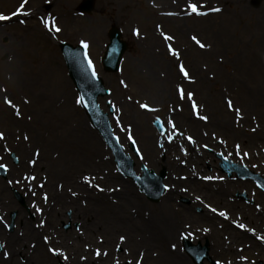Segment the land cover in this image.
I'll list each match as a JSON object with an SVG mask.
<instances>
[{"label": "rangeland", "instance_id": "1", "mask_svg": "<svg viewBox=\"0 0 264 264\" xmlns=\"http://www.w3.org/2000/svg\"><path fill=\"white\" fill-rule=\"evenodd\" d=\"M80 1L74 0L65 6L61 4L60 9L69 7V16H75V20L84 26L81 35L58 32H52L55 36L40 35L35 41V52L27 59L31 69L37 71L40 62L46 63L45 59L49 58L46 65L60 68L63 79L69 84L70 95L61 101L52 89L50 94L55 99L48 102L49 109L44 112H38V104L28 97L7 99L12 101L11 105L7 100L0 101V107L11 108L8 115L16 119V123L8 120L5 124L0 123V133H3L0 165L8 168L7 176H0V190L5 194L0 193V197L9 199L13 195V186L22 194L28 190L25 185L29 184L33 191L28 193L32 198L27 197V204L33 200L42 207L46 221L43 234L48 240L42 243L40 239L37 242L29 239L17 244L12 238L23 233L20 224L13 225L11 230L2 226L0 264H157L160 255L163 258L176 256L185 259L184 263L192 264L179 241L173 249L168 248L167 243L161 244L163 253L160 248L150 247L139 240L133 243V247L128 246V232L132 227L129 228L126 220L123 228L115 229L110 225L108 236L99 231V227L89 226L87 219L92 221L97 216L103 227L109 226V219L100 208L103 204L111 206L110 213L118 221L123 220L117 218L120 209L128 218L131 215L137 226L141 220L146 222L148 214L162 217L163 213L173 222L175 213L181 211L178 216L182 227L178 231L193 242L202 243L207 236L203 229L215 221L217 236L229 249L224 257L210 252L213 259L219 264H264V215L257 217L256 214L263 213L255 208L257 204L264 210V194L251 181L222 174L217 162H208L206 158L214 151L223 152L231 158L241 159L239 163L264 176V0H168L167 3L165 0H95L94 9L89 14L77 11ZM21 2L0 0V15L10 19ZM189 3H196L199 11L205 14L192 13ZM41 5L30 0V4L25 3L23 7L36 11L42 8ZM145 5L152 7L156 15L148 16L144 21ZM217 8L220 11H213ZM45 10L40 11L41 15H45ZM11 25L0 20V45L4 49L0 61L4 63L15 48L12 43L19 40L11 33ZM112 25L120 29L128 48L119 71L109 73L103 69L100 59L107 43V29ZM93 26L97 30L96 38H92L89 32ZM165 35L173 39L166 40ZM193 36L205 47H200ZM63 41L72 45L82 44V41L87 43L86 53L94 71L109 90L106 96L99 98V104L104 111L108 106L113 107V132L125 150L128 141L132 140L141 152L140 159L135 162L137 173H140L141 165L155 172L163 166L166 168V192H178L171 199V206L161 209L158 203L147 201L130 179L118 173L110 151L77 102L76 89L59 52V42ZM169 46L175 50V55ZM181 64L189 73L188 77L180 71ZM162 66H166L172 76L168 78V84L164 78L167 72ZM149 74L156 81H147L145 78ZM188 93L192 96L189 97ZM229 101L232 107H229ZM142 104L149 107L143 108ZM155 117L162 121L163 135L152 126L151 120ZM212 122H215L214 126H211ZM77 131H80L82 142ZM167 143V147H174L173 153L164 150ZM183 143L190 146H183ZM178 144L182 145L179 147ZM188 147L195 151L203 148L200 150L201 162H180V149ZM11 153L18 158V165L11 163ZM65 162H69L68 166ZM240 191H245L254 205L237 197ZM53 196L59 199L52 200ZM67 197L77 202L72 206L74 208H68L74 221L66 232L67 221L62 216L61 222L57 216ZM53 202L57 204L53 205ZM91 203H94L92 207ZM113 203L121 206L116 207ZM179 204L176 212L174 209ZM236 205H242L244 213L234 208ZM188 206L191 207L186 209ZM95 207H99L96 214L90 209ZM75 209H81L83 215L78 216ZM203 211L206 213L202 215ZM222 211L225 215L220 214ZM4 212L5 209L1 210L0 216L10 224ZM50 212L56 218L52 219ZM213 214L220 217L210 221L206 216ZM85 215H89L87 219L83 217ZM50 220L54 224L55 220L61 222V226L58 223L54 229ZM231 221L241 222L244 231L235 230ZM84 226L89 227V237L77 239V244L70 237L74 233L85 235ZM232 235L239 237L235 244L231 243ZM121 236L126 240H118ZM24 245L27 246L25 251ZM237 246H243L242 250H237ZM50 249H59V255ZM26 252L29 253L28 260L22 258ZM63 255L67 258H62ZM12 256V260L6 262Z\"/></svg>", "mask_w": 264, "mask_h": 264}, {"label": "bare ground", "instance_id": "2", "mask_svg": "<svg viewBox=\"0 0 264 264\" xmlns=\"http://www.w3.org/2000/svg\"><path fill=\"white\" fill-rule=\"evenodd\" d=\"M37 3H42V8L39 7L40 10L33 11L31 7L22 9L21 13L16 14L14 18H10L7 23H11L12 25V31L11 33L14 34L19 38L18 41L15 43H12L13 46H15L14 49L10 51L9 59L4 62L0 61V101L5 102V100L14 98V97H22V98H29L34 101V103L38 104V112L39 111H47L49 109V101H53L55 99L52 94V89L58 93V100H65L70 94H69V84L66 83V80L63 79L60 68H57V65H46V63L49 61V58L45 59L46 63H42L37 68V71H34L31 69V66L28 64L27 59L28 57L32 56V54L35 52V41L40 35H47L53 33H57L55 30L56 27L60 29L58 33H63L69 36H73V34L78 33V35H81V32L84 30V26H81L79 24L78 20H75V16H69V7H67L66 10L63 9V7L60 9L61 4H69L71 5V2L74 0H35ZM118 1V0H116ZM168 0H165L167 3ZM30 4V0H22L20 6L23 4ZM35 3V2H34ZM19 6V8H20ZM147 6V5H145ZM46 8L45 15H41L40 11L42 9L44 10ZM144 21L149 17H152L155 14V10L152 7L147 6L146 9H144ZM27 19H30L31 21H27ZM140 21H142V18H139ZM27 21V22H26ZM45 21L48 22V26L45 25ZM143 22V21H142ZM51 31V32H50ZM53 32V33H52ZM91 37L96 38L97 36V30L96 27L93 26L90 31ZM4 52L3 46L0 45V54ZM151 57V56H150ZM151 59V58H150ZM165 68L167 74H165V81L167 84L169 83L168 78L171 79L172 76L169 73L166 66H162ZM250 67V66H249ZM139 75V74H138ZM168 75V77H167ZM189 75V73H188ZM136 76V75H134ZM154 76L149 74L147 78H145L147 81H156ZM167 77V78H166ZM198 81H201L200 79ZM65 82V83H64ZM166 86V84H163ZM6 106V105H5ZM27 107V106H24ZM213 110H215V106H213ZM8 107H0V123L5 124V121L8 120L9 123H16V119H14L10 114L12 110ZM10 110V111H9ZM215 122L211 123V126H214ZM79 132L77 131V136L79 137ZM81 132L84 133V130ZM80 138V137H79ZM88 138V137H87ZM81 141V138H80ZM82 142V141H81ZM86 148H88V145H85ZM81 149V147H80ZM83 150V147L81 151ZM84 151V150H83ZM82 151V152H83ZM60 163V162H59ZM67 163V166L69 162ZM200 185V184H199ZM196 184V186H199ZM206 189V187L204 188ZM209 193V190H206ZM88 192V191H87ZM86 192V193H87ZM171 194H177V190L171 191L170 193L166 194L160 201L159 206L161 209H165L168 206H171ZM66 195V193H65ZM67 196V195H66ZM55 201H57L59 198L56 196H53ZM67 202L62 201V208L60 209V212L57 216L58 219L62 220L64 217L65 221L68 219L72 222L74 221L72 211L70 213V216L67 217L65 210L68 208H74L72 207L77 201L72 198H66ZM107 202H109L107 200ZM94 203H91L90 207H92ZM116 205V207L121 206L118 203H113ZM61 205V203H59ZM118 205V206H117ZM105 212V217L109 219V226L103 227L99 223V217L97 216L92 219L94 221L91 224V220L87 219L89 215L83 216L89 221V226H96L99 227V231L104 232L109 235L108 227L113 226V228L118 229L123 228L124 221H128L129 223V230L128 237H127V244L128 246L133 247V243L136 244L137 240L140 242H144L145 245L148 244L150 247L156 246L158 249L160 248V251H162V245L161 244H168V248L173 246V242L171 240L176 241L177 231L179 228L182 227L181 225V218L176 215L174 218L175 221H171V219L165 218V215L161 213L162 217H158L156 215H147L146 222L143 220L139 221L140 226L136 225V222L131 217V215L128 216L126 214H122V212L119 209V213L117 218H122L123 220L118 221L114 214L112 215L110 213L109 204H103L100 207ZM190 207H187L186 209H189ZM93 213H95V210L99 212L98 208H90ZM78 216L83 215V211L75 209ZM96 212V213H97ZM95 213V214H96ZM63 216V217H62ZM54 228L57 226V223L53 224ZM101 225V226H100ZM25 228H29L27 224H24ZM85 227V226H84ZM57 228V227H56ZM112 230V229H111ZM123 230V229H122ZM67 232V231H66ZM84 232H87L85 235H75V233L70 237L72 240H76L75 243H77V239H82L83 237H89V227L84 228ZM175 237V238H174ZM120 240V237L118 238ZM126 240V238H125ZM121 241V240H120ZM122 242V241H121ZM171 243V244H169ZM78 244V243H77ZM147 245V246H148ZM148 246V247H149ZM19 247V246H18ZM140 248H142L140 246ZM39 249V248H38ZM147 249V247H146ZM78 250V248H77ZM166 251V250H165ZM166 258L169 260L167 261ZM159 259V258H158ZM185 259H179V257H165L163 258L162 255H160V259L157 264H186L184 263Z\"/></svg>", "mask_w": 264, "mask_h": 264}, {"label": "water", "instance_id": "3", "mask_svg": "<svg viewBox=\"0 0 264 264\" xmlns=\"http://www.w3.org/2000/svg\"><path fill=\"white\" fill-rule=\"evenodd\" d=\"M93 3L94 0H83L78 9L81 11H90L93 7ZM108 35L109 43L106 47L105 55L101 60L105 70L115 71L118 69L119 58H121L122 53L126 49V44L119 38L120 32L116 27H112ZM61 50L66 60L68 72L80 92V97H83L82 105L91 118V123L103 133L110 143L109 145L118 161L119 169L126 175L132 176L150 199L156 200L162 191L161 180L163 174L156 176L152 171H148L142 178H137L133 175L132 163L127 162V160L119 154L121 148L115 143V139L111 135L112 138L109 136L110 128L107 114L101 112L96 102L98 96H103L107 94L108 91L104 89L102 81L91 71L92 69L85 61L83 49L80 46L72 47L66 42L61 44ZM201 259L202 257L195 256L194 260L197 264H202Z\"/></svg>", "mask_w": 264, "mask_h": 264}, {"label": "flooded vegetation", "instance_id": "4", "mask_svg": "<svg viewBox=\"0 0 264 264\" xmlns=\"http://www.w3.org/2000/svg\"><path fill=\"white\" fill-rule=\"evenodd\" d=\"M183 161L189 162V160H186V159H184ZM11 206H15V209L17 211L15 224H17V225L20 224V228L23 231V233L20 236L19 235H17L16 237L14 236L12 238V241L14 243H22V242L29 240V239H30V241L40 239L41 242L44 243V240H43V233H44L43 230L44 229H43V226H41L39 224V222L44 220V219L35 217V214H32V216H31V214L27 210H25L22 207L19 208V206L17 205V203L14 200H9L7 198L5 199L4 197H0V208H1V210L2 209H9L8 212L6 213L7 217L9 216L10 212L12 211V209H10ZM33 220H34V222H33ZM4 223L5 222L3 220H0V229H3L2 226H4L5 229L9 230V224L8 223L4 224ZM25 223L27 224V226L29 228L24 227ZM231 225H233V224L231 223ZM233 228L235 230H238V228L234 225H233ZM216 231L217 230L215 229L214 225L207 226L206 231H205V235H207V236L204 238L203 242H207V245L209 247V253L213 252V254H215L217 257L227 256L226 252H227V249H229V248L225 245L223 246V242L217 236ZM33 238H35V239H33ZM238 240H239L238 236H233L231 243L235 244ZM0 245H1V242H0ZM242 247L243 246H237V250H242ZM24 248L27 249V246L25 247V245H24ZM0 250H1V247H0ZM230 252H233V249H231ZM240 253H241V251H240ZM13 254H11V255H13ZM25 257H26V260H28V258H29L28 252L25 253L24 257L22 256V258H25ZM12 258H13V256L11 258H7L6 262L11 261ZM23 264H26V263H23Z\"/></svg>", "mask_w": 264, "mask_h": 264}, {"label": "snow or ice", "instance_id": "5", "mask_svg": "<svg viewBox=\"0 0 264 264\" xmlns=\"http://www.w3.org/2000/svg\"><path fill=\"white\" fill-rule=\"evenodd\" d=\"M188 7L191 9V12H192V13H196V14H198V15H203V14H205V13H202V12L199 11V9H198V5H197L196 3H189ZM22 9H23V4L20 6V8L17 9L16 13H13V15H16L17 13L21 12ZM213 11H220V9H218V8H217V9H213ZM7 18H8V17H5V16H3V15H0V19H7ZM45 25L48 26V22H47V21H45ZM55 30H56L57 32L60 31V29H59L58 27H56ZM137 34H138V33H137ZM164 38H165L166 40H171V39H173V37H171V36H167V35H165ZM192 39H193L197 44H199L200 47H205V45L202 44L196 36H193ZM81 43L84 44V47H85V48L88 47V45H87L86 42H83V41H82ZM169 47H170V50H172V49H171V46H169ZM172 51H173V54L175 55V54H176V53H175V50H172ZM88 63H89V66H91V60H89ZM180 71L184 74L185 77H188V72L186 71V69L184 68V66H183L182 64L180 65ZM93 74H95V73H93ZM180 94H181V98H183L184 92H183V89H182V88L180 89ZM188 96L191 97V96H192V93H188ZM6 102H7L8 104H10V105L12 104V101H11V100H7ZM77 102L82 103V102H83V97H80V98L78 99ZM141 107H143V108H148L149 106H148L147 104H142ZM193 107H196L195 104H193ZM229 107H232L231 101H229ZM236 111H237V113H239V109H237ZM17 115H19V112H18V111H17ZM203 118L206 119V117H203ZM0 138H3V133H0ZM189 139H191V137H189ZM84 179H85V180H89L88 177H85ZM97 187H99V185H97ZM101 190H102V189H101ZM220 214H221V215H225V213H223V212L220 213ZM240 227H244V225H240ZM124 239H125V237H123V236L120 237V240H121V241H123ZM45 240H47V237H45ZM0 247H3V245H0ZM50 251H52V252H58L59 249H50ZM5 255H7V253H5ZM97 255H99V250H97ZM66 258H67V257H65V259H66Z\"/></svg>", "mask_w": 264, "mask_h": 264}]
</instances>
